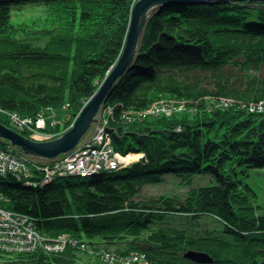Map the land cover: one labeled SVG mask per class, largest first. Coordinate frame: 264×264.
<instances>
[{
	"label": "trees",
	"instance_id": "obj_1",
	"mask_svg": "<svg viewBox=\"0 0 264 264\" xmlns=\"http://www.w3.org/2000/svg\"><path fill=\"white\" fill-rule=\"evenodd\" d=\"M135 1L0 0V110L33 117L63 109L68 119L52 130H66L119 58ZM25 6L41 17L16 23ZM163 94L186 111L147 112ZM100 115L114 150L141 158L86 176L46 180L47 162L31 163L26 182L0 176L3 207L26 215L44 241H76L3 249L0 264H97L106 250L118 259L144 255L146 264H264V205L253 185L264 172V4L152 9ZM169 176L187 187L183 195L141 197Z\"/></svg>",
	"mask_w": 264,
	"mask_h": 264
},
{
	"label": "rangeland",
	"instance_id": "obj_2",
	"mask_svg": "<svg viewBox=\"0 0 264 264\" xmlns=\"http://www.w3.org/2000/svg\"><path fill=\"white\" fill-rule=\"evenodd\" d=\"M38 12L39 11H37V8H34V7L31 8L29 6H25L23 8H19L17 10V13L15 14L13 20L16 23H22V24L26 23L28 25L29 22L31 21V19H34L36 17H41V13H38ZM129 23H130V21H129ZM127 32H128V30H127ZM124 44H125V42H124ZM137 51H138V45H137L136 53H137ZM136 53H135V56H136ZM113 66L114 65H112L111 68L109 69V71L106 73V75L103 78V80L101 81L99 87L101 86L102 82L107 77V75L109 74V72L111 71ZM99 87H98V89H99ZM97 90H96V92H97ZM95 93H94V95H95ZM161 97H162V100H155V101L159 102L162 105H166L168 108L171 109L172 112L176 111V112L180 113V112L186 111V107L181 105L179 103V101H177L176 99H167L168 96L166 94L161 95ZM86 103L84 104V106L86 105ZM101 108H102V105H101L100 110L98 111L97 115L95 116V121L93 123H91L89 129L85 132V134L79 140L77 145L71 151H69L65 154H60L56 158L46 159V158H41V157H38V156H35L32 154H29V156H28V154L24 153L18 146H14L10 142L5 141L14 147H17L20 150V151H16V150H13V149L8 148V147L5 148L7 151L12 152V154L15 155L16 157H18L19 159H20V157L18 155L22 156V158L25 159L24 162H25V167H26V170H24V171H23V167H19L16 169V171H9L8 174L15 175L16 177H19V178L22 177V179L26 182V181H29V180H26L25 178H27V176H29V172H30V169L32 167L31 163L34 165L37 164L38 167H40V165H42L41 163H43V162L44 163L47 162V164H52L53 166H59L61 164L65 165V164H67V162L66 161L61 162L62 159H64L66 156L68 157V155L69 156L73 155L72 158L68 159V162L74 164L76 162V159H77V156H75V155L78 151L80 153V151L82 149H85L87 146H89L91 143H93V141H95V139L99 138L100 136L102 137L103 140H104L105 136L106 137L109 136V134L106 133L105 129L103 128L104 118H102V116L100 115ZM1 113H3L6 117V118L3 117V119H6V121L8 122L7 123L8 125H6L8 128H10V129H12V130H14L20 134H22V131L26 132L27 135L26 134L25 135L22 134V135L24 137L32 140V141H35V142H45V141H49V140H53V139L58 138L63 132H65L66 130H68L72 126V124L75 120L74 119L70 123V125L68 126V128L66 130H64V127L62 126V124H61L62 127H59L57 130H52V127L54 126L55 123L61 122V121H66L68 119V115L63 111V109H60V110L47 109L43 113H39L37 116L31 117L32 119L29 118V123L24 121V123H22L23 126L21 127L23 129H21L17 126V124L11 123L10 115L8 114V112L6 113V112L1 110L0 118H2V115H3ZM150 113H151V111H150ZM0 122L2 123V121H0ZM45 128L51 129V131H48ZM110 140H111V138H110ZM102 143H103L102 146L106 145V147H108V148H106L107 150L115 151L114 148L112 147L111 141H109V138L104 140V142H102ZM85 150H87V149H85ZM130 155H132V156L136 155L137 157L136 158L133 157L132 159H130L128 161L127 160L121 161L123 159L115 161V160H113V156L111 158L109 156H107V157L103 158L102 163H99L98 165H96V166H99V165H101V166L96 168L95 164L98 163L97 159H99V158H97L96 160H94L93 166L89 165L87 168H85L83 170H77V171H76V169H72L70 174L80 175L81 173H79V171L80 172L84 171V172H86V174L91 175L94 172L102 171L105 169H110V167L106 166V165H109L110 161L115 163V167H125L128 165H131L132 163H134V161L136 162L141 158V154H139V153H134V154L130 153ZM73 157H74V159H73ZM50 162H52V163H50ZM44 170H45L46 177H48L50 175V173L52 172L53 167L45 166ZM4 174H0V176H4ZM254 184L256 185V191L258 193V197H257L258 202H259V204L264 205V172H260L259 174L254 175L253 185ZM186 190H187V187L179 185L178 179L176 177L169 176L160 184L145 186L142 190L141 197L148 198V197L157 196L159 194H177V193H179L180 195H183ZM4 201H5V199L0 200V206L5 205ZM25 233H28L27 238L29 239V230L28 231L26 230ZM32 235H34V234L32 233ZM30 240H31V242H33L35 240V237L32 236V239H30ZM60 241H63V240H61L60 238L57 237L56 239H53V240H47V241H45V243L46 244H52V245H62ZM42 242L43 241H41V243ZM25 246H27V245H25ZM42 246H44V245H41V247ZM58 247H60V246H58ZM80 247L87 249V247H84V246H80ZM84 249H80V250L83 251ZM18 250L19 249L13 248L10 250V253H11V251L13 253V251L17 252ZM88 254H90V253H88ZM94 254H96V253H94ZM103 254L105 256L101 254L102 255L101 261H97L98 262L97 264H109L108 261H106V256L107 255H113L114 253L112 252V250H106L103 252ZM81 256H82V259L84 261L87 259V257L85 255H81ZM91 256L96 257L93 254ZM91 256H89L91 261L96 260L95 258H92ZM116 258H119V256H117ZM93 264H95V263L93 262Z\"/></svg>",
	"mask_w": 264,
	"mask_h": 264
},
{
	"label": "water",
	"instance_id": "obj_3",
	"mask_svg": "<svg viewBox=\"0 0 264 264\" xmlns=\"http://www.w3.org/2000/svg\"><path fill=\"white\" fill-rule=\"evenodd\" d=\"M227 1L245 0H137L131 9L130 23L121 55L95 95L78 113L72 126L56 139L45 142H35L0 122V140L8 141L12 145L18 146L26 154H32L46 159H53L60 154L71 151L89 129L91 123L95 121V116L100 110L109 91L112 89L116 79L132 64L135 58L137 45L139 44L140 35L143 31V25L147 21L148 14L152 9L167 3H210ZM246 1L264 3V0ZM185 256L197 263L211 262L208 255L204 253L188 251Z\"/></svg>",
	"mask_w": 264,
	"mask_h": 264
},
{
	"label": "built area",
	"instance_id": "obj_4",
	"mask_svg": "<svg viewBox=\"0 0 264 264\" xmlns=\"http://www.w3.org/2000/svg\"><path fill=\"white\" fill-rule=\"evenodd\" d=\"M148 110L149 112L151 111V113L162 114L165 116H170L172 113L170 108H168L166 105L160 104L157 101L153 102ZM8 114L10 115L11 123L17 124L19 128L23 126L22 123H24V121L29 123V118H31L29 116L18 115L17 113H8ZM108 138L109 141H111L110 136L108 137L105 136L104 140ZM104 140L100 136L99 138L95 139L93 143H91L89 146L85 148L87 150L82 149L80 153L78 151L75 155L77 156V159L74 164L68 162V159L72 158L73 155L71 156L68 155V157L66 156L64 159H62L61 162L66 161L67 164L54 166L50 175L56 172L70 173L72 169H76V171L83 170L87 168L89 165L93 166L94 160H96L97 158L99 159H97L98 163L95 164L96 168L101 166V165L99 166L96 165L102 163L104 157L109 156L111 158L113 156V160L115 161L126 158L125 155H121L117 151L107 150L106 148L108 147H106V145L102 146L103 144L102 142H104ZM18 156L20 157V159L15 155H13L12 152L7 151L4 147L0 146V174H4V173L8 174L9 171H16V169L19 167H23V171L26 170L25 162H24L25 159L22 158V156L20 155ZM106 166L113 168L115 167V163L110 161L109 165ZM79 173H86V172L79 171ZM50 175L46 178V180L50 179ZM0 200H3V198L0 197ZM26 230L27 231L29 230V239L27 238L28 233H25ZM32 233L34 235H32ZM32 236L35 237V240L33 242H31L30 240L32 239ZM58 238L63 240L60 241L62 245L46 244L44 241L45 237L37 232V230L32 225V223L30 222V220L26 215L15 212L7 207L0 206V250L3 249L11 250L13 248L19 250H31L34 249V247L41 245H44L48 249L58 250V249H63L66 244L69 243L76 244V241L67 235H61ZM41 241L43 242L41 243ZM115 256H116L115 254L107 255L106 261H108L109 264H146L144 255L131 254L130 256L121 259H118L116 258L117 256L116 257Z\"/></svg>",
	"mask_w": 264,
	"mask_h": 264
},
{
	"label": "bare ground",
	"instance_id": "obj_5",
	"mask_svg": "<svg viewBox=\"0 0 264 264\" xmlns=\"http://www.w3.org/2000/svg\"><path fill=\"white\" fill-rule=\"evenodd\" d=\"M136 1H137V0H136ZM136 1H135V2H136ZM245 1H246V0H245ZM135 2H134V3H135ZM246 2H248V1H246ZM248 3H250V4H264V3H262V2H248ZM145 24H146V22H145ZM145 24L143 25V29H144V27H145ZM147 112H149V110H148ZM154 115H158V114H154ZM160 115H162V114H160ZM119 153H120V152H119ZM130 153H133V154H134V152H128V153H125V154H121V153H120L121 155H125V157H126V158H123V160H121V159H120V160H121V161H126V160L128 161V160L132 159L133 157H135V158L137 157L136 155H133V156L130 155ZM119 158H120V157H119ZM134 162H135V161H134ZM80 175H81V176H86V175H88V174H86V173H81Z\"/></svg>",
	"mask_w": 264,
	"mask_h": 264
}]
</instances>
